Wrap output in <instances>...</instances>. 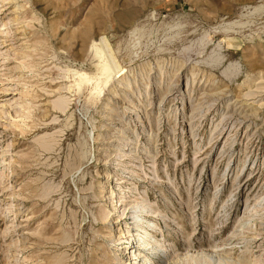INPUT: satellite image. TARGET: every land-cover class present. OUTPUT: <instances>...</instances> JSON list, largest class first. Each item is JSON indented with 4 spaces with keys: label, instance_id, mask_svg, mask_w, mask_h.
Segmentation results:
<instances>
[{
    "label": "rangeland",
    "instance_id": "1",
    "mask_svg": "<svg viewBox=\"0 0 264 264\" xmlns=\"http://www.w3.org/2000/svg\"><path fill=\"white\" fill-rule=\"evenodd\" d=\"M0 264H264V0H0Z\"/></svg>",
    "mask_w": 264,
    "mask_h": 264
},
{
    "label": "bare ground",
    "instance_id": "2",
    "mask_svg": "<svg viewBox=\"0 0 264 264\" xmlns=\"http://www.w3.org/2000/svg\"><path fill=\"white\" fill-rule=\"evenodd\" d=\"M110 53V52H109ZM111 54V53H110ZM110 56V55H109ZM108 56V57H109ZM116 206V205H115ZM133 207H134V201H132V202H130V204H129V211H133ZM124 210H125V208H124ZM107 218V217H106ZM122 235H124V233H120V236L122 237ZM125 236V235H124ZM141 237V236H140ZM139 240H141L140 238H139ZM148 243V242H147ZM149 244V243H148ZM144 247L145 246H142V248L144 249ZM147 248V247H146Z\"/></svg>",
    "mask_w": 264,
    "mask_h": 264
}]
</instances>
